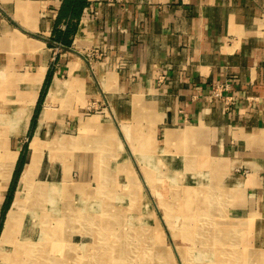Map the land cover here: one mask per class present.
I'll use <instances>...</instances> for the list:
<instances>
[{
	"label": "crops",
	"instance_id": "1",
	"mask_svg": "<svg viewBox=\"0 0 264 264\" xmlns=\"http://www.w3.org/2000/svg\"><path fill=\"white\" fill-rule=\"evenodd\" d=\"M63 1L0 0V218L26 155L0 264H49L56 257L42 235L77 233L58 221L45 231L40 218L112 197L115 170L123 188L152 187L165 205L156 214L179 264H264V0H88L71 45L58 46ZM222 82L229 86L215 97ZM35 138L37 162L23 181ZM165 183L168 198L156 189ZM143 229L131 233L152 235ZM178 238L192 245L180 248ZM40 241L35 262L12 258L19 244ZM63 248L57 264H66Z\"/></svg>",
	"mask_w": 264,
	"mask_h": 264
},
{
	"label": "rangeland",
	"instance_id": "2",
	"mask_svg": "<svg viewBox=\"0 0 264 264\" xmlns=\"http://www.w3.org/2000/svg\"><path fill=\"white\" fill-rule=\"evenodd\" d=\"M56 61L57 59H54L52 70L56 67ZM120 172L119 170L113 171L112 174H116L115 180L112 176V181H109L111 183L110 189L114 192L112 197H103L104 200H97L88 206L79 203L78 198L76 200L78 203H73L75 208L80 210L79 212L82 214L89 215V217L93 216V220L89 218H79L78 215L74 218L73 213L69 216L68 214H66V216L63 215L64 217H61V219L47 216L45 218H40L43 222L42 226L45 231L49 230L48 228L51 227L50 224L58 225L55 223L58 221V226L63 227V229L69 232L77 233L74 236L72 235L75 238L74 242H76L74 247L71 246L69 242L72 237L71 233L65 235H42L43 239L46 240V245L44 244V246H48L50 250L52 249L53 255L56 257L53 259V256L50 255L49 264H57V257L60 258L57 255L58 248L63 247L61 254L62 256L64 255L66 264H84L85 260L88 262L91 259L101 264H129V262L130 264H143L147 262H150V264H179L175 252L171 247V242L164 228L165 226L161 223L156 214V211H160L161 214H163L164 211H166L165 205L160 204L157 194V196L155 194L152 195L151 191L153 192L154 190L152 187L150 190L149 188L142 187L141 193L139 190L140 194L138 193L137 187L130 188L131 186H126L123 188L122 184L120 185L117 183V180L120 179ZM156 189L162 192L163 197L168 198L169 187L167 184L160 185ZM121 193H126L128 195L125 201L120 200L122 198ZM142 196L145 202L141 200ZM138 198L140 200H138ZM110 199H112V201H110ZM173 203L177 205L176 209L178 211H188V209H186L185 200H178L177 203L173 201ZM29 204H31V202H29ZM156 206H158V210ZM142 210H144L146 214L144 215L145 217L137 213ZM140 213L142 214V212ZM44 215H50V213L47 214V212L44 211V213H41V216ZM144 225H146L145 229L142 228ZM134 228H138V230ZM140 229L151 231L152 235L141 234L142 236L140 235V237H133L134 235L131 234V232L140 231ZM101 230L103 234H101ZM143 236H147V238H142ZM37 237L39 236H36V238ZM68 238L70 239L69 241ZM143 239L148 240L149 244H151L154 249L151 250L147 245L143 246ZM173 241L176 242L180 248L192 245L191 242H186L183 239L181 241L179 238ZM38 243L32 245L25 242L21 245L18 243L19 248L12 253V258L19 259L22 257V254H24L26 259L30 260V262H35L34 259L39 258L36 253V246ZM128 243L133 244L130 247ZM153 243L155 246L152 245ZM121 245L123 247L125 246V250L127 251L121 250L120 252ZM44 246H42V248H44ZM127 247L129 248L127 249ZM28 250L31 251H29V254L27 253ZM42 253L45 254L44 251ZM119 253L124 255L128 254L129 258H121L120 255L122 254ZM195 253L199 255L206 254L207 252L193 251L191 256H194ZM212 253L215 255L216 251H212L211 254ZM170 254L172 257L171 260L168 259L170 258ZM9 255H11V253ZM159 256L162 258H159ZM211 258H213V260L215 259L214 256ZM9 260L7 259V262ZM58 262H63V260L60 258Z\"/></svg>",
	"mask_w": 264,
	"mask_h": 264
},
{
	"label": "trees",
	"instance_id": "3",
	"mask_svg": "<svg viewBox=\"0 0 264 264\" xmlns=\"http://www.w3.org/2000/svg\"><path fill=\"white\" fill-rule=\"evenodd\" d=\"M87 4H88V0H64L63 1V4H62L60 11L58 13L56 25L54 28V40L60 42L62 45H66V46L71 45L72 38H73L72 33H74L75 28H76V24L78 23V21L82 17L84 8L87 6ZM62 19H64V21L66 22V28L65 29H61L59 27V24H60V22H62ZM52 76H53V70H52V68H50V70L47 74V78H46L43 90L41 92V96H40L37 108H36V112H35V115L33 118L32 126H35V124H36L37 116H38L39 110L41 108L42 102L44 100V95H45V92L47 90V87L51 82ZM27 147H28V145H26V150H27ZM25 162H26V155L22 153L20 158H19V161L17 163L15 172H14L10 191L8 193L7 199H6L4 206H3V213H2V217L0 218V232H1L2 227H3L4 215H5L7 209L10 207V204H11L15 184L18 181V178H19L20 173L24 167Z\"/></svg>",
	"mask_w": 264,
	"mask_h": 264
},
{
	"label": "bare ground",
	"instance_id": "4",
	"mask_svg": "<svg viewBox=\"0 0 264 264\" xmlns=\"http://www.w3.org/2000/svg\"><path fill=\"white\" fill-rule=\"evenodd\" d=\"M38 138H35L34 140H33V144H32V146H33V150H34V155H33V157H32V159H31V161H30V163L29 164H27V166H26V169H25V172H24V174H23V177H22V180L23 181H27L28 179H30V176H31V174L33 173V171H34V169H35V165H36V162H37V158H38V153L36 152V151H38L37 150V143H38ZM33 154V153H32ZM20 207V199L19 198H17L16 200H15V202H14V206H13V208L11 209V214H16V212H17V210H18V208ZM79 214V211H76V215H78ZM87 214H89V213H87ZM76 215H74V218H75V216ZM78 217L79 218H86V219H90V220H93L94 218H93V216L92 217H89V215H84V214H81V212H80V214L78 215ZM71 218V217H70ZM14 220V219H13ZM72 221V220H71ZM69 223V222H68ZM132 234V233H131ZM134 235V234H133ZM142 236V235H141ZM130 237H132V236H130ZM133 237H135V236H133ZM3 239V238H2ZM42 241H40L39 243H41ZM44 242V241H43ZM38 243V244H39ZM132 244L133 243H128V245L131 247L132 246ZM123 245V244H122ZM120 246V252H121V250H125V246L123 247V246ZM148 246L149 245V242H148V240H146V242H145V239L143 240V246ZM150 247V249H153L152 248V246H149ZM129 247H127V249H128ZM147 248V247H146ZM145 248V249H146ZM5 251V247L3 246V244H1L0 245V254H2L3 252ZM36 251L37 252H39V250L38 249H36ZM125 251H127V250H125ZM119 254H122V253H119ZM121 256V258H124V257H127V258H129L128 257V254L127 255H124V254H122V255H120ZM159 258H162L161 256H159ZM169 259V258H168ZM148 263H150V262H147L146 264H148ZM209 263V262H208ZM129 264H130V262H129ZM132 264V263H131Z\"/></svg>",
	"mask_w": 264,
	"mask_h": 264
},
{
	"label": "built area",
	"instance_id": "5",
	"mask_svg": "<svg viewBox=\"0 0 264 264\" xmlns=\"http://www.w3.org/2000/svg\"><path fill=\"white\" fill-rule=\"evenodd\" d=\"M112 2H121L122 0H110ZM58 46H61V43H57ZM95 54L98 55L99 52L95 51ZM90 55H92L90 53ZM229 84L227 82H222V83H218L216 85H214L212 87V94L215 96V97H220L222 95V91L226 88H228Z\"/></svg>",
	"mask_w": 264,
	"mask_h": 264
}]
</instances>
